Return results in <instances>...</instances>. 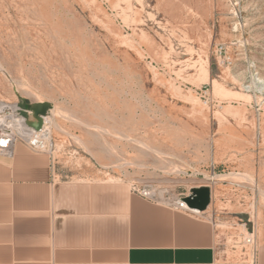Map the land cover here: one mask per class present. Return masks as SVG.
Returning <instances> with one entry per match:
<instances>
[{"label": "rangeland", "instance_id": "rangeland-1", "mask_svg": "<svg viewBox=\"0 0 264 264\" xmlns=\"http://www.w3.org/2000/svg\"><path fill=\"white\" fill-rule=\"evenodd\" d=\"M0 101L52 104L58 179L207 194L224 251L253 264L264 0H0Z\"/></svg>", "mask_w": 264, "mask_h": 264}, {"label": "crops", "instance_id": "crops-1", "mask_svg": "<svg viewBox=\"0 0 264 264\" xmlns=\"http://www.w3.org/2000/svg\"><path fill=\"white\" fill-rule=\"evenodd\" d=\"M257 243L253 264H264ZM223 247L207 212L145 199L126 181L58 179L25 144L0 157V264H234Z\"/></svg>", "mask_w": 264, "mask_h": 264}, {"label": "built area", "instance_id": "built-area-1", "mask_svg": "<svg viewBox=\"0 0 264 264\" xmlns=\"http://www.w3.org/2000/svg\"><path fill=\"white\" fill-rule=\"evenodd\" d=\"M228 64L230 63L228 62ZM32 117L33 112L30 109L23 108L19 102L0 101V156L10 158L13 155L15 146L22 142L32 152L47 155L50 158L52 169L55 170L57 160L54 154L58 146L51 135V122L45 117L43 128L40 131H36L28 123ZM17 121L22 124L19 129L16 127ZM133 190L145 199H157V192L154 187H133ZM184 201L186 199L177 200L175 202L176 207L188 210L182 204ZM244 243L251 247L253 254L256 255L258 243L254 230L245 237Z\"/></svg>", "mask_w": 264, "mask_h": 264}, {"label": "water", "instance_id": "water-1", "mask_svg": "<svg viewBox=\"0 0 264 264\" xmlns=\"http://www.w3.org/2000/svg\"><path fill=\"white\" fill-rule=\"evenodd\" d=\"M30 110L33 112V117L28 122L29 126L36 131H40L44 125V118L47 117L50 114V111L52 110V104L47 102L32 103L30 105ZM205 191H209V190L206 189ZM197 206H202V205L198 204ZM200 210L204 211L206 209H204V207H201Z\"/></svg>", "mask_w": 264, "mask_h": 264}, {"label": "bare ground", "instance_id": "bare-ground-1", "mask_svg": "<svg viewBox=\"0 0 264 264\" xmlns=\"http://www.w3.org/2000/svg\"><path fill=\"white\" fill-rule=\"evenodd\" d=\"M215 83V82H214ZM14 103H17L14 102ZM52 113L49 114V116L47 117V120H49L50 122L52 121ZM86 124V123H85ZM16 127L19 129L22 127V124L21 122H18L16 123ZM52 129V128H51ZM58 145V144H57ZM205 195V196H204ZM207 201H208V197H207V194H204V193H200L196 198H193V199H188L187 198V201H184L183 206L188 209V210H191L193 213L195 214H198V215H201L203 212L200 210L201 207H205L206 204H207ZM198 204L202 205V206H197ZM243 230H244V227H242Z\"/></svg>", "mask_w": 264, "mask_h": 264}]
</instances>
